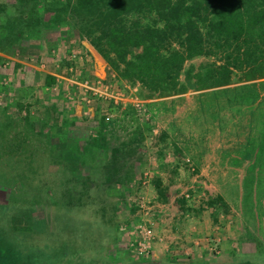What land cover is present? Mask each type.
<instances>
[{"label": "rangeland", "instance_id": "1", "mask_svg": "<svg viewBox=\"0 0 264 264\" xmlns=\"http://www.w3.org/2000/svg\"><path fill=\"white\" fill-rule=\"evenodd\" d=\"M14 3L0 0V19ZM45 36L0 52V264H264V102L202 111L196 96L212 89L142 100L76 30L56 48ZM206 61H187L180 81ZM162 100L175 102L150 109ZM244 153H262L246 204L213 194L215 206L225 180L203 183L206 157L221 170Z\"/></svg>", "mask_w": 264, "mask_h": 264}, {"label": "trees", "instance_id": "2", "mask_svg": "<svg viewBox=\"0 0 264 264\" xmlns=\"http://www.w3.org/2000/svg\"><path fill=\"white\" fill-rule=\"evenodd\" d=\"M51 2L16 0L12 13L0 19V52L33 34L46 35L48 48H56L59 40L76 30L104 59L114 78L135 86L142 100L212 89L196 96L202 111L214 107L253 111L264 102V0ZM196 56L213 61L200 64L197 71L188 67L181 82L183 65ZM54 84L55 76L45 74V85ZM174 102L148 105L158 111ZM261 157L262 153L250 155L247 167L256 166ZM111 174L99 180L112 183Z\"/></svg>", "mask_w": 264, "mask_h": 264}, {"label": "crops", "instance_id": "3", "mask_svg": "<svg viewBox=\"0 0 264 264\" xmlns=\"http://www.w3.org/2000/svg\"><path fill=\"white\" fill-rule=\"evenodd\" d=\"M85 48H86V51H88L90 53L89 49L87 47H85ZM94 58L98 62V64L95 67V70H94V72H95L94 74H96L97 70L99 68H101V66L103 67V65H101V61L98 59V57H96L94 55ZM101 70L103 71L104 69H101ZM67 138H69V137H67ZM68 141L70 142V140H68ZM249 157H250V153H248V154L244 153V155L239 156L238 162L235 161L234 158H232V159L226 158L224 160V162H226V163L223 164V169H221V170H219L220 167H219V169L216 167L209 169L208 168V161H210V158L206 157L207 163L203 164V166L201 167V170H200L201 171L200 175H202L206 178V182L204 180L203 183L209 187L210 183L208 182V179H212V181L215 182V180H213V179H217L219 176H222V178L225 180L222 184L221 183L219 184L221 188L218 186L217 187L213 186L210 189L212 191L214 190V193L211 191L212 193L210 195L212 196V198L210 200H214L213 194H215L214 198H217L218 200H222V202H220V203H222L226 206L228 205L229 208H232L233 210L234 209L237 210V206H239L238 209H241L243 207V205L246 204L247 189L250 187L248 178L254 177L258 174L257 171H255V170H248V169H253L255 166L253 168H249V167L246 168V166H248L247 164L250 163ZM231 161L234 162V164H235L234 166L231 164ZM239 165L243 166V167L245 166L246 169L238 172V174H237L236 171H238L239 169H236L235 166L239 167ZM226 166H228V168H226ZM225 168H226V170H225ZM210 185H212V184H210ZM216 196H218V197H216ZM217 203H219V202H217ZM217 203L215 202L214 205L217 206L218 205ZM191 241H192V239H191ZM189 242H190V240H189ZM221 246H222V248L225 249L228 246L227 242L223 241Z\"/></svg>", "mask_w": 264, "mask_h": 264}, {"label": "built area", "instance_id": "4", "mask_svg": "<svg viewBox=\"0 0 264 264\" xmlns=\"http://www.w3.org/2000/svg\"><path fill=\"white\" fill-rule=\"evenodd\" d=\"M85 87H88V86H85ZM88 88H89V91L92 90V93L94 95H97L104 99L112 97V95L108 94L106 91H102L100 89H94V87H88ZM152 237H153V231L149 227H146V228L144 227V229H142V231L140 232L138 236V241L140 243H143V245H145L152 239Z\"/></svg>", "mask_w": 264, "mask_h": 264}]
</instances>
